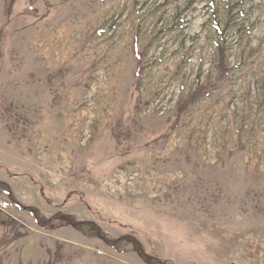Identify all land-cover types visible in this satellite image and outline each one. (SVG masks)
Instances as JSON below:
<instances>
[{"label": "rangeland", "instance_id": "374dc122", "mask_svg": "<svg viewBox=\"0 0 264 264\" xmlns=\"http://www.w3.org/2000/svg\"><path fill=\"white\" fill-rule=\"evenodd\" d=\"M0 182V264H264V0H0Z\"/></svg>", "mask_w": 264, "mask_h": 264}, {"label": "trees", "instance_id": "16d2710c", "mask_svg": "<svg viewBox=\"0 0 264 264\" xmlns=\"http://www.w3.org/2000/svg\"><path fill=\"white\" fill-rule=\"evenodd\" d=\"M141 73L143 71V69L140 68L139 70ZM211 89V85L210 84H205V85H202L201 87H199L192 95L189 99H187V102L185 104H183L182 106H179L178 108V112L180 113H184L189 105L195 100L197 99L198 97H200L201 95H203L205 92L209 91ZM0 186L4 187L6 190L9 191V193H11L10 189L3 183L0 182ZM72 219H74L76 222L78 223H83L84 221L83 220H80L76 217V219L74 217H71ZM147 264H151V260L150 259H147L146 260ZM152 264H165V263H162V262H153Z\"/></svg>", "mask_w": 264, "mask_h": 264}]
</instances>
